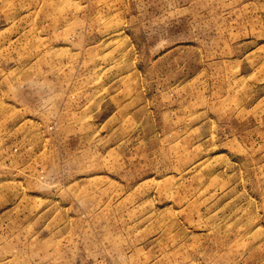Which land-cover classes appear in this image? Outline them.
<instances>
[{
  "label": "rangeland",
  "instance_id": "obj_1",
  "mask_svg": "<svg viewBox=\"0 0 264 264\" xmlns=\"http://www.w3.org/2000/svg\"><path fill=\"white\" fill-rule=\"evenodd\" d=\"M0 264H264V0H0Z\"/></svg>",
  "mask_w": 264,
  "mask_h": 264
}]
</instances>
